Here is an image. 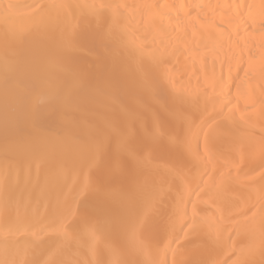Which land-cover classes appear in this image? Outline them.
Wrapping results in <instances>:
<instances>
[{
    "label": "bare ground",
    "instance_id": "6f19581e",
    "mask_svg": "<svg viewBox=\"0 0 264 264\" xmlns=\"http://www.w3.org/2000/svg\"><path fill=\"white\" fill-rule=\"evenodd\" d=\"M262 144L264 0H0V262L264 264Z\"/></svg>",
    "mask_w": 264,
    "mask_h": 264
},
{
    "label": "snow or ice",
    "instance_id": "6c2138e0",
    "mask_svg": "<svg viewBox=\"0 0 264 264\" xmlns=\"http://www.w3.org/2000/svg\"><path fill=\"white\" fill-rule=\"evenodd\" d=\"M30 7H32L33 9L36 10V12H35L36 15H42L49 8H55V7L63 8L65 6L64 5H51L50 6V5L34 4V5H31ZM101 7H105V6L101 5ZM68 40H69V45L70 46H72L75 43H77L76 35L70 36L68 38ZM153 135H154V137L159 139V137L155 133ZM169 139H170V142H174V138H169ZM261 151H262V153H264V144L261 145ZM102 152H103V140L99 139L95 143L94 153H93L92 158L89 161H87L88 166H91L93 163H98V161L96 160V157L99 156L101 158ZM262 179H264V173H262ZM5 182L7 183V178H6ZM9 208H10V203L6 201L5 204H4V211L7 212L9 210ZM84 219L86 221L88 220L87 218H84ZM11 234H12L11 233V229L4 234V241L3 242H4V244L6 246L9 243L8 237ZM31 244H32L33 247L38 246V245H36V243L34 241L31 242ZM0 264H4V262H0ZM13 264H15V262H13ZM22 264H37V262L36 261H30V262L29 261H24V262H22ZM45 264H48V262H45Z\"/></svg>",
    "mask_w": 264,
    "mask_h": 264
}]
</instances>
